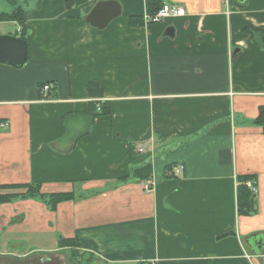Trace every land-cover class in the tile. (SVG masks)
<instances>
[{
    "label": "crops",
    "instance_id": "crops-1",
    "mask_svg": "<svg viewBox=\"0 0 264 264\" xmlns=\"http://www.w3.org/2000/svg\"><path fill=\"white\" fill-rule=\"evenodd\" d=\"M110 1L120 16L91 27L89 13ZM160 4L187 14L147 24V0H0V14L20 7L24 18L0 20V36L23 27L28 45L24 66L0 63V186L98 192L54 211L0 205V264H28L33 251L4 250L16 235L53 252L70 240L61 252L96 264H264V50L243 33L264 27V0ZM105 102L111 114L99 116ZM244 175L257 181L248 214Z\"/></svg>",
    "mask_w": 264,
    "mask_h": 264
},
{
    "label": "trees",
    "instance_id": "trees-1",
    "mask_svg": "<svg viewBox=\"0 0 264 264\" xmlns=\"http://www.w3.org/2000/svg\"><path fill=\"white\" fill-rule=\"evenodd\" d=\"M147 5L148 9H151V7H155V10L152 12V14L156 13L160 8L163 6V4H160V0H147ZM158 5H161L158 7ZM153 14V15H154ZM23 16V10L22 8L18 7L11 13H2L0 14V20L3 21H16L19 24L23 26L24 24V18ZM134 19V18H133ZM137 21V23H135ZM136 21H132V24L136 25H141L143 23V19L136 18ZM21 32V39L25 40L27 39L26 37V32L24 28L20 29ZM243 33L246 35H249L251 38L252 44L254 46H257L258 48L264 50V27L262 28H254L252 26L245 27L243 29ZM44 86V85H43ZM42 86V87H43ZM98 89L100 90V87L95 84H90L88 85V92H92V90ZM111 114V106L107 102L105 103H100V115H110ZM258 123L261 126H264V108L261 109L260 111V117L258 120L255 122ZM169 169V168H168ZM168 171V170H167ZM166 171V178L167 177H176L173 170L170 172L172 174H167L168 172ZM249 181H256L254 177L251 176H241L238 178V202H239V211L245 214L251 213L253 210H255V201H256V196L255 194L247 188V183ZM257 182V181H256ZM255 182V183H256ZM257 185V184H256ZM16 190V189H25V193H16V194H10V193H3L1 191L4 190ZM98 192H93V193H51V194H44L42 193L41 186L37 184H27V185H4L0 186V205L3 204H8V203H13L17 200L20 199H34L37 201H40L44 203L46 206H48L51 211H54L55 208L61 204L65 203L68 201H77V200H83L88 198L91 194H96ZM74 246V242L72 241H67V240H61L60 247L61 248H67ZM74 255H78L76 252H73Z\"/></svg>",
    "mask_w": 264,
    "mask_h": 264
},
{
    "label": "water",
    "instance_id": "water-1",
    "mask_svg": "<svg viewBox=\"0 0 264 264\" xmlns=\"http://www.w3.org/2000/svg\"><path fill=\"white\" fill-rule=\"evenodd\" d=\"M120 12L119 3L114 1L102 2L89 13L86 22L91 27L103 30L120 16ZM25 42V40L14 36H0V63L18 68L24 66L28 60V45ZM262 244L261 240L255 242V246L259 250Z\"/></svg>",
    "mask_w": 264,
    "mask_h": 264
},
{
    "label": "rangeland",
    "instance_id": "rangeland-1",
    "mask_svg": "<svg viewBox=\"0 0 264 264\" xmlns=\"http://www.w3.org/2000/svg\"><path fill=\"white\" fill-rule=\"evenodd\" d=\"M17 237L19 236L17 235L12 236V242L10 246H7L5 249L4 248L2 249L7 250L8 252L18 251L20 253H28V252L30 253L33 251L32 256H30V259L28 261V264H43L41 260L39 261V259L44 256L50 259L49 260L50 262H46L45 264H96L87 255L80 254L79 256V253L78 255H74L73 252L68 251L67 249L61 252V249H63L61 247L58 248L60 249V251L53 252L49 248L50 246L53 247L52 245L48 243L41 244L37 239V237L31 238L32 240L20 239L21 241L19 239H16ZM1 238L2 237L0 236V240ZM23 241H25V243ZM41 251H50V252H41Z\"/></svg>",
    "mask_w": 264,
    "mask_h": 264
},
{
    "label": "built area",
    "instance_id": "built-area-1",
    "mask_svg": "<svg viewBox=\"0 0 264 264\" xmlns=\"http://www.w3.org/2000/svg\"><path fill=\"white\" fill-rule=\"evenodd\" d=\"M187 11L185 10L184 7L179 6V5H171V4H164L160 10H158L152 17H148L145 19V22L148 23H159L167 18H177V17H183L186 16ZM50 84H45L43 87L44 91H48L50 89ZM142 148H138V152H142ZM181 168L179 167L174 171L175 175L180 174ZM172 174V173H171ZM248 187L255 195L257 193V185L254 181H249L247 183ZM154 186V183L149 181L146 182L144 185V190L145 191H150L151 188Z\"/></svg>",
    "mask_w": 264,
    "mask_h": 264
}]
</instances>
